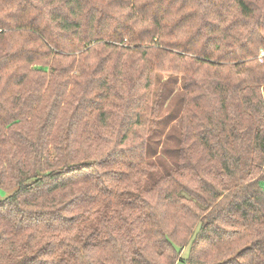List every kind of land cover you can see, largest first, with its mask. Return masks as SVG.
<instances>
[{
  "label": "trees",
  "instance_id": "16d2710c",
  "mask_svg": "<svg viewBox=\"0 0 264 264\" xmlns=\"http://www.w3.org/2000/svg\"><path fill=\"white\" fill-rule=\"evenodd\" d=\"M0 190V264H264V0H0Z\"/></svg>",
  "mask_w": 264,
  "mask_h": 264
},
{
  "label": "rangeland",
  "instance_id": "374dc122",
  "mask_svg": "<svg viewBox=\"0 0 264 264\" xmlns=\"http://www.w3.org/2000/svg\"><path fill=\"white\" fill-rule=\"evenodd\" d=\"M168 75L167 74H158L156 75V80H155V89H154V93L158 94L160 89L162 88V85L167 81L168 79ZM176 88L180 89V86L177 85ZM167 109V108H165ZM167 114L166 111L163 112V115ZM176 124V123H175ZM174 124V126H175ZM171 127V124L169 126V128ZM164 143V142H163ZM165 144V143H164ZM150 147H152L150 150H153L155 147H153V143L150 145ZM168 147H175V139L171 136V134H168V138H167V142H166V149ZM5 196V193L3 191L0 190V199H2ZM188 253V250L185 249L183 251V256L186 257ZM177 264H181V263H177Z\"/></svg>",
  "mask_w": 264,
  "mask_h": 264
},
{
  "label": "built area",
  "instance_id": "2783aa9c",
  "mask_svg": "<svg viewBox=\"0 0 264 264\" xmlns=\"http://www.w3.org/2000/svg\"><path fill=\"white\" fill-rule=\"evenodd\" d=\"M263 54V53H262Z\"/></svg>",
  "mask_w": 264,
  "mask_h": 264
}]
</instances>
